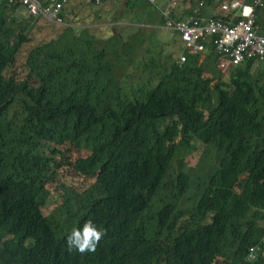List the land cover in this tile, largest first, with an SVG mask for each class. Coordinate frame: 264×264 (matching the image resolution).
I'll return each mask as SVG.
<instances>
[{"label": "trees", "instance_id": "1", "mask_svg": "<svg viewBox=\"0 0 264 264\" xmlns=\"http://www.w3.org/2000/svg\"><path fill=\"white\" fill-rule=\"evenodd\" d=\"M40 1L74 28L55 36L0 1V264H264V62L224 73L209 43L184 63L163 44L138 56L137 33L99 39L70 0ZM86 219L103 236L69 251Z\"/></svg>", "mask_w": 264, "mask_h": 264}, {"label": "built area", "instance_id": "2", "mask_svg": "<svg viewBox=\"0 0 264 264\" xmlns=\"http://www.w3.org/2000/svg\"><path fill=\"white\" fill-rule=\"evenodd\" d=\"M20 1L29 18H43L54 25H64L61 18L63 5L51 1L44 7L40 0ZM77 1L94 6L101 4L100 0ZM148 1L152 4L156 2ZM206 5L200 3L193 13L180 21L171 17V7L160 12L165 23L163 27L178 33L184 43V52L201 54L206 51L208 43L213 45L219 57L218 69L224 73L248 60H255L257 64L264 62V34L259 33L255 16V8L263 7L264 0H231L221 5L219 17L207 14L206 10L203 13L204 8L207 9ZM179 60L184 63L185 55H180ZM257 250L258 247L251 248V260L256 259Z\"/></svg>", "mask_w": 264, "mask_h": 264}, {"label": "rangeland", "instance_id": "3", "mask_svg": "<svg viewBox=\"0 0 264 264\" xmlns=\"http://www.w3.org/2000/svg\"><path fill=\"white\" fill-rule=\"evenodd\" d=\"M126 2L128 4L129 0H110L106 4H104L102 8L98 9L95 7L90 8V6L86 3L85 5L87 6L78 3L76 0H70L65 6L67 7L66 13L67 15H69V17L76 15V17L80 20L81 24L78 26V28L86 29V31L90 30L91 32L93 30L94 32L92 33H97L99 39L107 38L106 34L108 33V31L117 33L120 36H122L123 34L130 36L137 33L136 40L139 39L138 41H143V46L138 49V56H143L144 51L147 50V48H149L150 46L162 48V46H160L162 44L169 46L168 51L174 49L176 56H179L182 53V50L184 49L183 41L181 42L180 38L178 39L173 32L165 29L162 30L163 26L159 24L160 14H158L157 11L153 13V15H149L147 12L143 11L144 9L140 8L139 2H136L135 6L131 9L125 6ZM171 2L176 1L172 0ZM209 8L210 7L206 9L207 14H210L211 12ZM19 14V19H25L26 17L29 18L24 9L23 13ZM88 15L93 16V18H89V24H87L88 22H85V19H88ZM98 16H100L101 18H98ZM138 16L140 17L138 18ZM34 19H36V21L42 20L39 21V23H41L42 26L49 27L48 23L50 22L48 20L43 18ZM52 25L50 26V28H52V30H54L55 28V36H57L60 32L63 31L60 28H74V26H65L57 28L55 27V25ZM100 28L104 29L105 33L102 34L100 30L96 31ZM166 37L168 39H166ZM176 56H172V58L176 59ZM112 60L113 58L111 56L110 61ZM128 71L131 72L132 68H129ZM115 74L118 78H120L118 70L115 71ZM201 156V154H198V160L201 158ZM214 159L215 156H212L210 158L208 157L207 162L203 163L202 166H207V168H210V162L214 161Z\"/></svg>", "mask_w": 264, "mask_h": 264}, {"label": "clouds", "instance_id": "4", "mask_svg": "<svg viewBox=\"0 0 264 264\" xmlns=\"http://www.w3.org/2000/svg\"><path fill=\"white\" fill-rule=\"evenodd\" d=\"M158 10L160 11V9ZM33 20L36 21V19ZM63 26H66V24L64 23ZM102 236L103 230L98 228L92 220L86 219L78 227H74L69 231L65 237V243L69 251L91 252L95 249L97 242Z\"/></svg>", "mask_w": 264, "mask_h": 264}, {"label": "crops", "instance_id": "5", "mask_svg": "<svg viewBox=\"0 0 264 264\" xmlns=\"http://www.w3.org/2000/svg\"><path fill=\"white\" fill-rule=\"evenodd\" d=\"M172 0H159V5H161V6H165V4H167L168 2H171ZM176 2H171L170 3V6H172V8H174V9H176L177 10V14H178V18L179 19H183V18H185V17H187V16H189V8H185V7H181V9H177V6L179 7V1L180 0H175ZM229 1H231V0H222L219 4H217L216 6H214L213 8L211 7V8H209L210 9V11H211V13H212V15L213 16H215V17H219V16H221V11H220V7H221V5L222 4H224V3H226V2H229ZM127 5V2L125 3V6ZM199 5H197L196 7H193V9L195 10L197 7H198ZM206 7L208 8V6L206 5ZM193 9H191L190 10V12L191 11H194ZM205 8H204V11H203V13H205ZM255 10H256V8H255ZM21 13H23V12H21ZM210 13V14H211ZM158 14H160V12H158ZM26 19H27V17H26ZM160 19H161V14H160ZM66 24V23H65ZM163 26V25H162ZM259 26V33L260 34H264V25H263V23H261V24H259L258 25ZM163 29H165V30H168V29H166V28H164V27H162V30ZM168 31H171V30H168ZM171 32H173V31H171ZM176 36H177V38L179 39V35L177 34V33H175V32H173ZM166 39H168L167 37H166ZM181 54H184V49L182 50V53ZM205 54H203L202 55V59L201 60H203V59H205Z\"/></svg>", "mask_w": 264, "mask_h": 264}]
</instances>
